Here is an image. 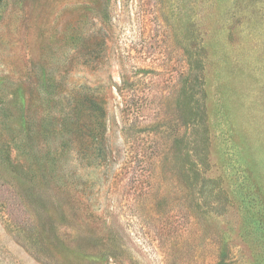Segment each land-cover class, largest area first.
<instances>
[{"label":"rangeland","instance_id":"1","mask_svg":"<svg viewBox=\"0 0 264 264\" xmlns=\"http://www.w3.org/2000/svg\"><path fill=\"white\" fill-rule=\"evenodd\" d=\"M0 264H264V0H0Z\"/></svg>","mask_w":264,"mask_h":264}]
</instances>
